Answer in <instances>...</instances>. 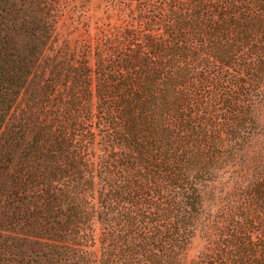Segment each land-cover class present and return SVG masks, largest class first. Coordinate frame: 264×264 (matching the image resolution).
Instances as JSON below:
<instances>
[{
    "label": "trees",
    "instance_id": "obj_1",
    "mask_svg": "<svg viewBox=\"0 0 264 264\" xmlns=\"http://www.w3.org/2000/svg\"><path fill=\"white\" fill-rule=\"evenodd\" d=\"M0 264H264V0H0Z\"/></svg>",
    "mask_w": 264,
    "mask_h": 264
},
{
    "label": "rangeland",
    "instance_id": "obj_2",
    "mask_svg": "<svg viewBox=\"0 0 264 264\" xmlns=\"http://www.w3.org/2000/svg\"><path fill=\"white\" fill-rule=\"evenodd\" d=\"M79 6L90 11L92 17H95L105 6L106 0H77ZM203 243L200 240L195 241L190 253L191 259H195L202 250Z\"/></svg>",
    "mask_w": 264,
    "mask_h": 264
}]
</instances>
